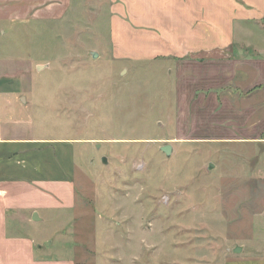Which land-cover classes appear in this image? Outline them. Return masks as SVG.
I'll list each match as a JSON object with an SVG mask.
<instances>
[{"label":"rangeland","instance_id":"rangeland-1","mask_svg":"<svg viewBox=\"0 0 264 264\" xmlns=\"http://www.w3.org/2000/svg\"><path fill=\"white\" fill-rule=\"evenodd\" d=\"M117 3L71 0L62 17L37 18L21 39L4 38L32 56L16 73L30 91L35 131L53 140L36 173L70 180L49 185L53 207L38 237L76 264L250 256L264 246V152L224 139L223 64L128 54L140 50V28ZM128 24L137 38H125ZM59 139L68 143L62 157Z\"/></svg>","mask_w":264,"mask_h":264},{"label":"crops","instance_id":"crops-1","mask_svg":"<svg viewBox=\"0 0 264 264\" xmlns=\"http://www.w3.org/2000/svg\"><path fill=\"white\" fill-rule=\"evenodd\" d=\"M121 1L116 13L140 28V50L130 49L128 54H187L188 61L196 64H223L219 76L223 78L224 139L238 138L242 141L237 143H250L264 152V0ZM70 2L0 0V264H76L70 255L48 252L44 243L51 246V241L38 237L53 207L50 202L55 196L49 185L70 180L52 178L41 168L36 173L43 161L39 153L44 155L53 140L35 131L26 96L30 91L16 73L21 64H30L32 56L23 55L19 42L4 44V38L21 39L19 31L37 18L62 17ZM129 31L125 38H137L134 27ZM54 144L59 156L66 154V141ZM263 247L226 264H264Z\"/></svg>","mask_w":264,"mask_h":264},{"label":"water","instance_id":"water-1","mask_svg":"<svg viewBox=\"0 0 264 264\" xmlns=\"http://www.w3.org/2000/svg\"><path fill=\"white\" fill-rule=\"evenodd\" d=\"M91 56L95 57L96 53L94 51L91 52ZM39 67V66H38ZM172 146L170 144H164L162 146H160V150L163 151L166 155H169L171 152ZM103 161H105V158H103ZM209 167H211V164L209 165ZM33 219H37L36 214L33 215ZM241 249V247L239 245H236L233 248V252H239Z\"/></svg>","mask_w":264,"mask_h":264}]
</instances>
